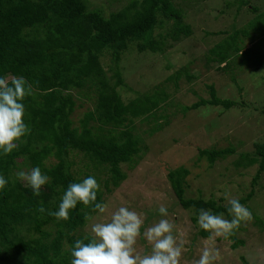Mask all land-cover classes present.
Segmentation results:
<instances>
[{"label":"trees","instance_id":"1","mask_svg":"<svg viewBox=\"0 0 264 264\" xmlns=\"http://www.w3.org/2000/svg\"><path fill=\"white\" fill-rule=\"evenodd\" d=\"M175 1L131 0L118 12L105 16L87 0H0V77L23 76L34 86V94L24 101L26 123L31 129L30 135L24 138L26 143H21L7 156L0 153V174L9 180L7 188L0 191V264H71L70 249L75 241L91 238L83 231L90 221L85 220V214H98L78 203L67 221H58L49 215L58 210L68 185L83 181L76 177L73 169L76 164L71 157L81 153L94 168L104 169L110 178L104 184L105 191H109L110 184L119 188L128 178L123 165L132 167L144 149V132H139L137 121L153 123L155 119H164L163 124L154 125L156 132L175 116V113L164 115L170 106L169 88L165 83L173 82L178 88L183 77H187L188 82L196 79L183 68L151 90L137 93L128 103L118 90L128 89L121 62L130 45L135 44L140 53L163 54L169 38L178 42L192 35L189 25L183 23L179 11L174 9ZM232 5L235 4L227 2L222 13L226 14ZM236 6L239 12L251 4L249 0H240ZM248 9L254 14L257 12L254 6ZM161 17L175 21L166 36L157 39L159 36L154 35L157 26L165 24ZM263 17L257 16L252 29L264 33V24H260ZM234 31L226 43L211 50L210 60L221 65H228L229 61L232 70L250 66L252 60L247 59H253L254 63L260 61L262 57L251 56L248 51L241 53L236 46L239 34L248 36V30ZM239 54L242 59L231 62ZM107 56L112 62L110 79L103 64ZM208 91L209 99L200 98L192 106H183L181 113L205 106L230 110L238 105L219 97L214 84L208 86ZM77 96L88 98L94 105L85 113L79 127H75L72 120L78 107ZM260 111L264 115V107ZM234 151L205 149L201 150V155L214 164ZM51 156L57 162L46 167L44 161ZM254 156L242 155L241 161L250 166L261 158L253 180L256 184L264 173V143L255 144ZM19 166H38L50 176V182L42 187L39 196L16 179ZM188 174L185 167L173 169L168 173V180L178 204L194 211L192 222L197 223L200 209L224 213L231 219L223 198L217 201L187 196ZM104 196L102 191L98 192L97 202L105 203ZM254 196L253 186L239 201L246 206ZM41 204L46 209L44 213L38 211ZM238 232L239 229L228 238L235 241L233 251L244 246V242L237 239ZM199 235L205 239L210 233L200 229Z\"/></svg>","mask_w":264,"mask_h":264},{"label":"rangeland","instance_id":"2","mask_svg":"<svg viewBox=\"0 0 264 264\" xmlns=\"http://www.w3.org/2000/svg\"><path fill=\"white\" fill-rule=\"evenodd\" d=\"M87 1L92 8L109 16L129 5L131 0ZM238 1L176 0L174 9L179 11L183 23L189 25L192 35L178 42L169 38L163 54L140 53L135 44L130 45L124 53L121 69L128 89L118 90L126 103L133 100L137 93L151 90L154 85L163 83L182 68L196 79L188 82L187 77H183L178 88L173 82L165 83L169 88L170 106L164 115L175 113V116L161 130L155 132L153 128L155 124H163L164 119H155L153 123L137 121L139 132H144V149L135 158L132 167L123 165L128 178L119 188H113L110 184L109 191H105L104 184L110 180L107 172L102 168H94L93 163L81 153L71 157L76 164L73 168L76 177L84 180L86 175L94 176L105 194V203L109 205L105 214L92 216L93 219L83 230L85 234L92 236V223L109 220L111 213L120 206L141 212L145 217V227L151 226L162 218L158 207L164 204L169 213L167 218L176 224L178 232L183 233L187 241L182 264H193L199 258L207 238L200 237L201 228L191 220L194 211L185 210L178 204L168 180L169 171L185 167L189 171L187 196L191 198L217 201L223 198V205L227 206L225 193L229 198L240 200L254 186L255 196L246 205L253 214V220L242 224L240 232L236 234L244 246L233 251L231 247L234 240L217 238L214 247L219 249L220 259L216 264H264V173L253 184L261 158H257L258 162L250 166L243 165L248 162L241 161L242 155L254 158L255 144L264 143V115L260 111L264 107V33L252 29L257 16H264V0H249V4L257 10L255 14L248 9L251 6L236 11ZM227 2L235 5L223 14ZM161 18L165 24L160 28L157 26L154 33L156 37L159 36L157 39L166 36L175 21ZM260 24L263 25L264 20H260ZM236 29L249 32L248 36L239 34L235 42L241 53L248 51L251 56L254 54L262 58L255 63L253 59H247L252 60L250 66H236L232 70L229 62L228 65H221L212 62L210 58L213 57L211 50L222 42L226 43ZM242 57L239 54L231 62L241 60ZM103 64L106 76L112 78L110 57L107 56ZM213 84L219 97L235 101L238 105L230 110L205 106L181 113L183 106H192L200 98L209 99L208 86ZM77 99L78 107L72 117L75 127L81 125L85 113L94 106L88 98L77 96ZM158 115H162L161 112ZM205 149L235 151L225 159H217L214 164H210L208 157L201 155V150ZM56 162L53 156L44 161L46 167ZM138 248L145 251L149 246L141 239Z\"/></svg>","mask_w":264,"mask_h":264},{"label":"clouds","instance_id":"3","mask_svg":"<svg viewBox=\"0 0 264 264\" xmlns=\"http://www.w3.org/2000/svg\"><path fill=\"white\" fill-rule=\"evenodd\" d=\"M33 94V83L27 78L0 77V153L5 156L17 150L21 143H26L24 138L30 135L24 101ZM15 177L26 182L36 196L51 179L38 166L19 170ZM8 184L9 180L0 174V191L5 190ZM100 191L101 185L94 176H88L82 182L70 183L61 197L58 210L49 212V215L58 221H67L70 211L78 203L90 208L91 212L105 214L109 205L97 202ZM224 197L231 219L226 218L224 213L215 214L211 210L200 209L198 212V226L210 235L193 264H216L220 251L214 247L215 240L228 239L235 235L242 224L253 220L252 212L238 199L229 198L227 193ZM38 211L44 213L46 209L41 204ZM158 211L162 218L148 227H145L144 215L128 206H120L107 221L92 223L91 238L78 239L71 247V264H182L186 238L178 232L176 224L167 218L169 213L164 204L159 205ZM92 219L90 214H85L86 221ZM141 239L149 246L145 251L138 248Z\"/></svg>","mask_w":264,"mask_h":264}]
</instances>
